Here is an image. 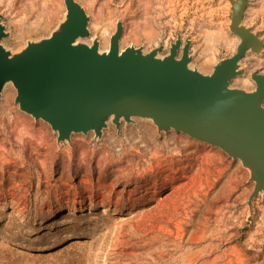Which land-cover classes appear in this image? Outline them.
<instances>
[{
	"label": "rangeland",
	"instance_id": "obj_1",
	"mask_svg": "<svg viewBox=\"0 0 264 264\" xmlns=\"http://www.w3.org/2000/svg\"><path fill=\"white\" fill-rule=\"evenodd\" d=\"M76 2L101 51L117 23L120 50L161 43L163 56L178 35L208 74L239 43L230 0ZM64 13L63 0H0L2 45L14 53L47 37ZM242 25L262 55L247 51L231 86L251 91V73L264 74V0H247ZM15 95L7 85L0 97V264H264V195L248 207L253 183L238 160L142 119L58 143Z\"/></svg>",
	"mask_w": 264,
	"mask_h": 264
},
{
	"label": "water",
	"instance_id": "obj_2",
	"mask_svg": "<svg viewBox=\"0 0 264 264\" xmlns=\"http://www.w3.org/2000/svg\"><path fill=\"white\" fill-rule=\"evenodd\" d=\"M63 4L55 29L14 53L2 45L8 33L0 23V97L11 85L19 110L49 125L58 143L72 134L93 132L100 138L108 123L119 129L121 122L142 119L158 132L172 130L218 148L248 170L251 208V201L264 195V74L251 73V91L231 86L244 75L245 53L262 55L259 33L242 25L247 0H230L228 28L239 43L208 74L191 67L190 41L182 44L178 35L163 56L161 43L148 52L133 46L120 50L117 23L101 51L97 39L86 42L88 16L80 4Z\"/></svg>",
	"mask_w": 264,
	"mask_h": 264
},
{
	"label": "bare ground",
	"instance_id": "obj_3",
	"mask_svg": "<svg viewBox=\"0 0 264 264\" xmlns=\"http://www.w3.org/2000/svg\"><path fill=\"white\" fill-rule=\"evenodd\" d=\"M120 160V159H119Z\"/></svg>",
	"mask_w": 264,
	"mask_h": 264
}]
</instances>
